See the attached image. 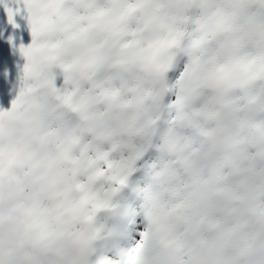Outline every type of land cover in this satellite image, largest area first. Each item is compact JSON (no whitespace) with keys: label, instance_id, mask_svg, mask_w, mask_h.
<instances>
[{"label":"snow or ice","instance_id":"snow-or-ice-1","mask_svg":"<svg viewBox=\"0 0 264 264\" xmlns=\"http://www.w3.org/2000/svg\"><path fill=\"white\" fill-rule=\"evenodd\" d=\"M10 55L0 264H264V0H0Z\"/></svg>","mask_w":264,"mask_h":264},{"label":"clouds","instance_id":"clouds-1","mask_svg":"<svg viewBox=\"0 0 264 264\" xmlns=\"http://www.w3.org/2000/svg\"><path fill=\"white\" fill-rule=\"evenodd\" d=\"M5 195L11 192V186L5 185ZM23 225L16 215L0 210V246L11 249L22 233ZM12 233H15L13 237Z\"/></svg>","mask_w":264,"mask_h":264},{"label":"trees","instance_id":"trees-1","mask_svg":"<svg viewBox=\"0 0 264 264\" xmlns=\"http://www.w3.org/2000/svg\"><path fill=\"white\" fill-rule=\"evenodd\" d=\"M22 63H23L22 59H20L17 56H11V55L7 56V58L4 61H0V75L3 76L2 78L4 79V81H6V77L4 75V72L7 71V76H9V78L11 79V77H13L14 75H17L16 65H18V64L22 65ZM1 83H4V82L0 81V87H1ZM13 93L16 94L15 89L13 91L11 90L10 93H7L6 96L13 94ZM5 102H7L6 99H5ZM2 104H5V103H2ZM9 106H7V104L3 105V107H1V109H7Z\"/></svg>","mask_w":264,"mask_h":264},{"label":"rangeland","instance_id":"rangeland-1","mask_svg":"<svg viewBox=\"0 0 264 264\" xmlns=\"http://www.w3.org/2000/svg\"><path fill=\"white\" fill-rule=\"evenodd\" d=\"M3 76L0 75V81H3L4 83H1V87H0V109L1 107H3V105L9 106L11 100L14 98V96L16 94H10L8 96H6L7 93H10L11 90L13 91L15 89V92H17L18 90V81H17V75H14L13 77H11V79L9 78V76H6V81H4V79L2 78ZM6 83V84H5ZM5 99L7 100V102H5ZM2 101V102H1ZM5 103V104H2Z\"/></svg>","mask_w":264,"mask_h":264}]
</instances>
